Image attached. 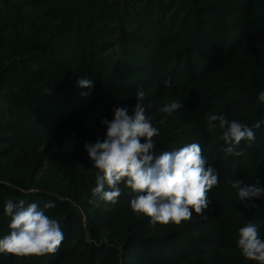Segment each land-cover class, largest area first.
Wrapping results in <instances>:
<instances>
[{
    "label": "trees",
    "instance_id": "16d2710c",
    "mask_svg": "<svg viewBox=\"0 0 264 264\" xmlns=\"http://www.w3.org/2000/svg\"><path fill=\"white\" fill-rule=\"evenodd\" d=\"M85 76L93 88L78 87ZM140 86L160 129L155 153L198 143L219 174L205 214L181 226L134 214L123 184L115 204L90 193L84 145L103 141L113 107L133 114ZM261 91L264 0H0V238L9 199L53 202L45 214L64 233L55 253L0 254V264H258L236 241L248 222L264 238V197L245 207L229 181L264 187V123L229 156L207 116L264 122ZM173 101L183 108L159 124Z\"/></svg>",
    "mask_w": 264,
    "mask_h": 264
},
{
    "label": "clouds",
    "instance_id": "9594fccd",
    "mask_svg": "<svg viewBox=\"0 0 264 264\" xmlns=\"http://www.w3.org/2000/svg\"><path fill=\"white\" fill-rule=\"evenodd\" d=\"M165 87L171 85L164 81ZM80 88H93L94 82L88 77L77 80ZM90 93L82 92L87 97ZM146 92L143 86L135 91L133 114L127 107H113V119L101 120L106 125L105 138L84 147L95 171V186L90 188L93 197L99 196L106 203L115 204L122 195L120 185L128 188L133 196L130 208L136 215L151 219L153 225L174 224L181 226L183 221H190L195 213L203 216L211 204L208 192L218 186L219 174L215 167L202 155L198 143H189L181 148L155 153L154 137L160 129L154 126L147 114L153 107L152 102L142 103ZM258 101L264 103V91L258 94ZM183 108L177 101L164 104L159 108L163 125L176 110ZM218 121L217 123H214ZM208 131L217 127L221 130L220 139L226 147L223 153L240 156L238 148L242 141L255 140L253 128H260L261 121L252 127L237 120H229L223 115L207 116ZM237 190L240 203L245 207H255V200L264 197V187L257 178L251 184L240 179L229 181ZM55 207L53 202H46L41 209L38 202L27 203L24 199H9L4 205V213L10 218L8 234L0 238V254L13 256H44L55 253L64 240L62 226L57 219L45 214L44 209ZM236 245L241 255L248 261L264 264V238L260 236L259 225L246 223L238 230Z\"/></svg>",
    "mask_w": 264,
    "mask_h": 264
}]
</instances>
